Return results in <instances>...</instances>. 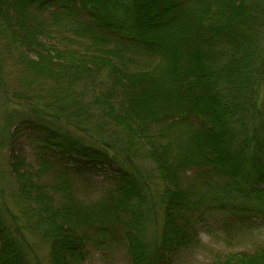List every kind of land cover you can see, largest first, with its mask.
<instances>
[{
  "label": "trees",
  "instance_id": "16d2710c",
  "mask_svg": "<svg viewBox=\"0 0 264 264\" xmlns=\"http://www.w3.org/2000/svg\"><path fill=\"white\" fill-rule=\"evenodd\" d=\"M263 32L264 0H0V43L19 52L22 83L44 104L9 117L7 167L18 198L47 226L51 264H84L89 248L122 244L132 264H172L202 223L264 222V106L254 108ZM103 74L109 89L86 103L88 83ZM93 108L120 130L116 144L161 172L157 241L136 228L144 189L120 154L58 124L88 123ZM95 171L112 190L91 205L76 191ZM232 194L263 203L245 209ZM0 264H30L1 212ZM215 264H264V244Z\"/></svg>",
  "mask_w": 264,
  "mask_h": 264
},
{
  "label": "rangeland",
  "instance_id": "374dc122",
  "mask_svg": "<svg viewBox=\"0 0 264 264\" xmlns=\"http://www.w3.org/2000/svg\"><path fill=\"white\" fill-rule=\"evenodd\" d=\"M73 45L76 46V44ZM81 46L85 47L84 45ZM260 51L263 58L264 34ZM142 66L144 67L145 64L142 63ZM22 71L23 65L19 62V52L9 51L0 43V212L15 232L16 237L22 242L30 264H51L50 239L44 233L47 226L40 225L35 220L36 217L32 218L23 200L18 198L7 167L6 137L13 125L7 123L9 117L11 115H24L37 105L44 106L43 102L35 95L36 93L32 92L33 86L28 87L31 92L29 93L28 88L23 85L22 81L24 82L25 77L23 80ZM104 74L88 83L89 90L84 99L86 103H94L91 95H99L109 89V83L105 81ZM263 106L264 73L257 84L254 108L260 110ZM96 109L93 108V114L90 116L92 119L88 123H83L77 119L73 120L66 116H59L58 124L76 133H90V136L100 143L102 141L108 142L111 149L120 154L125 164L137 175L144 189L146 204L141 208L139 215L144 214L145 219L140 221L136 228L146 242L157 241L160 238L164 222L161 194L165 185L161 172L152 159L135 155L129 150L130 147L125 142L122 145L119 140L116 144L113 138L118 139L122 135L119 133L120 130L113 125L109 126L103 123L102 111ZM97 122L104 126V128H100L101 131L95 130V126H93ZM27 158L33 164V157L29 151ZM110 190H112V184L106 179L104 173L95 171L89 177L88 184L82 185L76 191V194L86 203L94 205L99 204L106 196H109ZM229 202L245 209L250 207L259 208L260 204L263 203L259 202L254 196L244 197L238 194H232ZM236 221L237 218H234L233 223ZM258 222L257 229L251 228V226L239 225L235 229H228L220 224L217 219L202 223L198 226L197 243L193 248L181 250L174 254L172 264H215L217 260H222V258L236 252H253L264 244V222L260 220ZM84 264L132 263L126 247L122 244L121 246H113L110 249L89 248V256Z\"/></svg>",
  "mask_w": 264,
  "mask_h": 264
}]
</instances>
